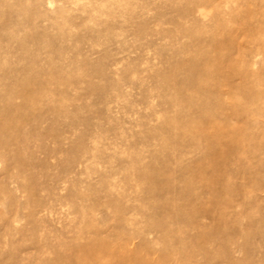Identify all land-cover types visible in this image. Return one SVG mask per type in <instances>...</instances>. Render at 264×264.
<instances>
[{
    "label": "rangeland",
    "instance_id": "obj_1",
    "mask_svg": "<svg viewBox=\"0 0 264 264\" xmlns=\"http://www.w3.org/2000/svg\"><path fill=\"white\" fill-rule=\"evenodd\" d=\"M0 264H264V0H0Z\"/></svg>",
    "mask_w": 264,
    "mask_h": 264
}]
</instances>
